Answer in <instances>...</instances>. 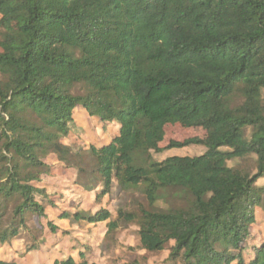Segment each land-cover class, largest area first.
<instances>
[{
  "label": "trees",
  "instance_id": "trees-1",
  "mask_svg": "<svg viewBox=\"0 0 264 264\" xmlns=\"http://www.w3.org/2000/svg\"><path fill=\"white\" fill-rule=\"evenodd\" d=\"M263 91L264 0H0V243L20 237L27 212L44 216L36 196L47 194V155L74 153L77 183L101 184L97 200L116 180V193L141 187L147 206L119 208L114 220L104 208L60 219L107 221L105 239L134 223L140 248H168L174 264H264V241L249 229L255 208L264 212ZM78 106L117 124L108 144L72 151L61 141ZM168 124L203 134L161 146ZM190 145L204 150L151 154ZM251 154L253 172L227 164ZM169 190L181 205L155 206ZM22 239L26 251L44 240ZM78 257L52 264H89Z\"/></svg>",
  "mask_w": 264,
  "mask_h": 264
},
{
  "label": "rangeland",
  "instance_id": "rangeland-1",
  "mask_svg": "<svg viewBox=\"0 0 264 264\" xmlns=\"http://www.w3.org/2000/svg\"><path fill=\"white\" fill-rule=\"evenodd\" d=\"M75 90H80L79 85L76 86ZM98 122L99 120L97 118L89 117L83 108H79L78 110L75 108L73 110V125L61 141L68 144L72 151H86L90 145L99 148L103 144H107L111 141L112 136L118 132L117 124L115 122H99L102 124L100 126ZM248 133L249 130L247 129L245 134L248 135ZM202 134L203 129L199 127H184L181 124H168L165 126L164 141L160 145L164 146L169 140L182 141L186 138L201 136ZM203 150L204 148L201 146L190 145L184 148L163 150L160 153L151 152V154L156 161H160L171 155H198ZM84 153L82 152L81 156L84 161H87V154ZM44 161L51 164L53 169L41 177L42 181L47 184L45 188L46 196H36V199L44 206V216L38 217L34 212H27V228L21 232V238H13V242L12 240L8 241L9 243L11 242L9 245L16 248L21 247L23 254L24 246L19 243V239H21V243L23 241L22 238H25L27 243H32L34 241L33 237L37 238L39 242L41 236H43V238L45 237L47 239L49 247L46 249V252L50 255L53 251L51 247L56 245L55 242H64L61 240L63 237L56 235L63 229H67V231H62L63 235H67L65 238L66 241L70 242L78 252L83 253L84 259L89 264H174L167 260L168 248L160 252H148L140 248L138 227L134 223L120 221L118 228L106 239L105 234L102 235L100 232L105 223L87 226V222H78L77 227H75L78 238L75 237L74 230H70L68 223L58 224L60 221H58V216L61 212L86 211L94 213L98 209L104 208L110 211L111 220H114L117 217V209L137 211L140 205L147 206V200L141 191V187L116 193V180L113 181L111 193L97 200L96 195L101 188V184L99 183L93 191H87L80 186V180L77 183V173L71 165L79 166L80 164L78 157L74 153L66 162L59 160L55 154H48ZM227 164L231 167L253 172L255 170V155L251 154L242 159L227 161ZM81 180L87 181V177L83 174ZM257 185H264V177L257 180ZM171 195L172 192L170 190L167 191V197L156 201L155 206L165 209L180 206L181 199L172 197ZM51 200L54 203L53 205H49ZM18 202H9L7 213ZM254 215L255 222L250 224L249 229L254 236L253 243L259 244L261 241H264V212L260 207H256ZM48 220H52L58 228L54 233L49 231L46 226ZM40 227L41 229L43 228V234L38 231ZM3 244L5 248L0 250V256L3 255V251L7 247L5 242ZM24 251L27 253L21 257L23 258L22 260L32 262V258L29 257L31 253L26 250ZM9 254L11 255L10 250L8 252ZM75 255L79 262L80 258L77 254ZM18 257L20 258V255Z\"/></svg>",
  "mask_w": 264,
  "mask_h": 264
},
{
  "label": "crops",
  "instance_id": "crops-1",
  "mask_svg": "<svg viewBox=\"0 0 264 264\" xmlns=\"http://www.w3.org/2000/svg\"><path fill=\"white\" fill-rule=\"evenodd\" d=\"M79 108H82V107H77L76 109L78 110ZM100 124L101 123L98 122V125H100ZM107 124H110V123H107ZM115 135H113L112 138ZM39 184L41 186L45 187V188L47 186V184L45 182H43L42 179H41V182ZM69 212H74V211H69ZM58 221H59L58 224H67L68 223V225H69L68 227H70V230H74L75 237L78 238L77 230H75V227H77L76 225H77L78 222L74 224V223H71L69 219H62V218L61 219L58 218ZM102 223H105V224L103 225V227H102L103 229H101L100 232L102 233V235H104L106 230H107V227H106L107 221L97 222V223H88L87 226L94 225V224H98L99 225V224H102ZM70 224H72V226H70ZM62 231H67V229H63ZM62 231L60 233H58L56 236L63 237L61 240L64 241V242H60V241L59 242H55L56 245L51 247V249H53V251L51 252L50 255H48V253L46 252V249L49 247V245L47 243V239H45V237H44L43 238L44 240L41 243V245L39 246V248H36V249H33V250H29V252L31 253V255L29 257L32 258V262L23 261L22 260L23 258H21V257H23L27 252H25L24 251L25 249H23V254H22L21 247L20 248L12 247L11 245H9L11 242L10 243L9 242H5L7 244V247H6V250L3 251V255L0 256V260L15 261L17 264H52L54 262V260H56V259H64V258H67V257L70 256L76 262H78L77 257L75 255V254L78 255V253H79L78 250L73 248V246H72V244L70 242L66 241L65 238L67 237V235H63ZM20 240L21 239L18 240L19 243L22 246H24L23 241L21 243ZM12 242H13V240H12ZM3 246H4V244L0 243V250H3V248H5ZM9 250L11 252V255L10 254L8 255ZM19 255H20V258L18 257Z\"/></svg>",
  "mask_w": 264,
  "mask_h": 264
}]
</instances>
